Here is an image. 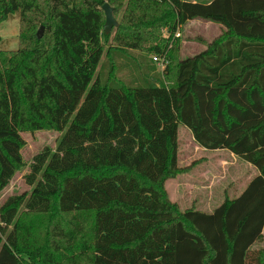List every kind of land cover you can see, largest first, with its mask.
Here are the masks:
<instances>
[{"label": "trees", "instance_id": "obj_1", "mask_svg": "<svg viewBox=\"0 0 264 264\" xmlns=\"http://www.w3.org/2000/svg\"><path fill=\"white\" fill-rule=\"evenodd\" d=\"M105 4L120 14L112 36ZM14 18L0 192L26 167L21 133L62 135L28 165L31 191L0 206V264H264L251 249L264 230V0H0V25ZM193 20L223 33L179 59L171 39ZM151 56L166 58L163 74ZM179 125L256 171L212 213L168 198Z\"/></svg>", "mask_w": 264, "mask_h": 264}, {"label": "rangeland", "instance_id": "obj_2", "mask_svg": "<svg viewBox=\"0 0 264 264\" xmlns=\"http://www.w3.org/2000/svg\"><path fill=\"white\" fill-rule=\"evenodd\" d=\"M187 1V0H186ZM206 2L209 0H188ZM119 24L120 14H113ZM115 28L110 31V36ZM44 32V30H43ZM19 23L14 18L0 25V52L10 53L17 49ZM171 42L178 40L179 51L177 57L184 59L203 51L207 45L218 39L223 28L205 21H194L179 28ZM153 56H151L152 58ZM146 60L148 66L154 69V75L164 73L159 65ZM166 59V58H165ZM165 67L168 61L165 63ZM134 78L138 84L142 79L137 74L129 76ZM61 133L54 131H37L21 133L24 147L21 155L26 167L14 175L8 186L0 192V206L7 198L23 193H29V187L24 177L29 173L28 165L33 157L44 148L55 151L61 138ZM178 167L180 173L176 178L168 180L165 188L170 201L175 202L180 210L190 207L200 212L212 213L226 198H236L243 191L248 181L256 175V171L242 160L234 157L225 150L208 151L199 148L189 131L182 125L178 126ZM264 247V230L261 242L255 243L251 249L256 250Z\"/></svg>", "mask_w": 264, "mask_h": 264}, {"label": "water", "instance_id": "obj_3", "mask_svg": "<svg viewBox=\"0 0 264 264\" xmlns=\"http://www.w3.org/2000/svg\"><path fill=\"white\" fill-rule=\"evenodd\" d=\"M102 11L105 16L103 32L105 35H108L113 28L118 27V23L113 17V9L108 4L102 6ZM42 34H43V28L40 27L39 31L37 32V38L39 39Z\"/></svg>", "mask_w": 264, "mask_h": 264}, {"label": "built area", "instance_id": "obj_4", "mask_svg": "<svg viewBox=\"0 0 264 264\" xmlns=\"http://www.w3.org/2000/svg\"><path fill=\"white\" fill-rule=\"evenodd\" d=\"M174 35L176 36V38L179 37V34L176 33V32H175ZM151 59H152V61L154 63H156L157 65H159L162 70H163V68L165 69V65H166L165 63L167 62V60L165 59V57L153 56Z\"/></svg>", "mask_w": 264, "mask_h": 264}, {"label": "crops", "instance_id": "obj_5", "mask_svg": "<svg viewBox=\"0 0 264 264\" xmlns=\"http://www.w3.org/2000/svg\"><path fill=\"white\" fill-rule=\"evenodd\" d=\"M188 1V0H187ZM212 0H209V1H206V2H204V3H209V2H211ZM189 2H198V1H189ZM194 21H199V20H193V21H190V22H188V23H192V22H194ZM206 22V21H205ZM188 23H186V24H188ZM208 23H211V24H213V25H217L219 28H222L219 24H216V23H212V22H208ZM186 24L183 26V27H185L186 26Z\"/></svg>", "mask_w": 264, "mask_h": 264}]
</instances>
